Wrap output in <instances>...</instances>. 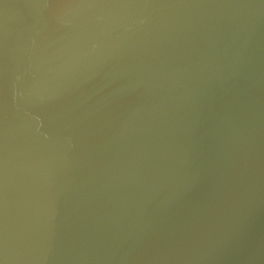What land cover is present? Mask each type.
<instances>
[{
  "label": "water",
  "instance_id": "95a60500",
  "mask_svg": "<svg viewBox=\"0 0 264 264\" xmlns=\"http://www.w3.org/2000/svg\"><path fill=\"white\" fill-rule=\"evenodd\" d=\"M0 264H264V0H0Z\"/></svg>",
  "mask_w": 264,
  "mask_h": 264
}]
</instances>
